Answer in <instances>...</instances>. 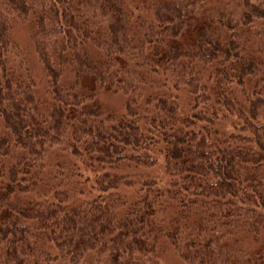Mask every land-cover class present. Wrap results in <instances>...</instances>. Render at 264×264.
I'll return each mask as SVG.
<instances>
[{
    "label": "trees",
    "instance_id": "16d2710c",
    "mask_svg": "<svg viewBox=\"0 0 264 264\" xmlns=\"http://www.w3.org/2000/svg\"><path fill=\"white\" fill-rule=\"evenodd\" d=\"M61 263L264 264V0H0V264Z\"/></svg>",
    "mask_w": 264,
    "mask_h": 264
},
{
    "label": "rangeland",
    "instance_id": "374dc122",
    "mask_svg": "<svg viewBox=\"0 0 264 264\" xmlns=\"http://www.w3.org/2000/svg\"><path fill=\"white\" fill-rule=\"evenodd\" d=\"M13 34L15 39L22 45L27 38L26 29L22 22L15 21ZM105 100L111 102V104H116V100L111 96H106Z\"/></svg>",
    "mask_w": 264,
    "mask_h": 264
}]
</instances>
